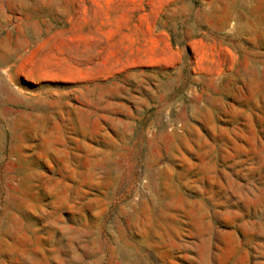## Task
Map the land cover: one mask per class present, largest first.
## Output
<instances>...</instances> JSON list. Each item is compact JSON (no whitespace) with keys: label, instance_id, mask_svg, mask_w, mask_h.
I'll return each mask as SVG.
<instances>
[{"label":"rangeland","instance_id":"obj_1","mask_svg":"<svg viewBox=\"0 0 264 264\" xmlns=\"http://www.w3.org/2000/svg\"><path fill=\"white\" fill-rule=\"evenodd\" d=\"M0 264H264V0H0Z\"/></svg>","mask_w":264,"mask_h":264},{"label":"bare ground","instance_id":"obj_2","mask_svg":"<svg viewBox=\"0 0 264 264\" xmlns=\"http://www.w3.org/2000/svg\"><path fill=\"white\" fill-rule=\"evenodd\" d=\"M6 85H7V84H6ZM4 86H5V85H4ZM4 86H3V87H4ZM7 90H8V89H7ZM9 90H10V89H9Z\"/></svg>","mask_w":264,"mask_h":264}]
</instances>
